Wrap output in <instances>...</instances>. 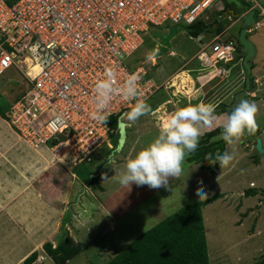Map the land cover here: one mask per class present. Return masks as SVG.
Returning <instances> with one entry per match:
<instances>
[{"label":"rangeland","instance_id":"rangeland-1","mask_svg":"<svg viewBox=\"0 0 264 264\" xmlns=\"http://www.w3.org/2000/svg\"><path fill=\"white\" fill-rule=\"evenodd\" d=\"M258 3L260 5L256 9H260V6L264 8V0H258ZM222 9L223 3L219 0L212 11L207 13L208 18L205 20L213 23L217 17L216 12ZM261 13L260 9L256 19L259 22L263 19ZM218 18L227 20L221 23L223 30L219 35L225 40L234 41L238 46L244 28H240V22L237 23L240 16L234 17L228 11L226 15ZM256 24L257 22L253 21L248 27L254 30L249 34L250 37L262 36L264 33L262 30H255ZM190 36L187 26L151 27L148 34L143 36L142 45L127 59L132 68L145 66L151 78L159 85L167 84L176 73L182 71L148 103L151 109L148 114L141 116L134 124L123 119L127 124L128 140L120 152L115 151L116 148L108 152L114 147L109 143L108 148H101L90 163L79 164L67 162L66 159L60 163L56 161L57 156L52 151L46 148L35 149L20 139L9 121L0 115V176L14 181L19 169H23L26 171V179H36L34 186L6 184V188L11 192V188L24 186L28 194L15 198L11 193L7 195L2 192V196L0 195V264H26L18 259L35 244L37 249L28 257L34 252H38L39 256L32 264H54L48 258L44 246L51 243L53 249H56L66 235L83 248L82 253L67 264H106L132 241L161 221L179 212L189 203L202 201L196 195L197 189L201 187L208 193V198L221 194L225 195L229 202L223 205L216 201L204 208L210 264H253L264 257V190L260 191V188L264 189V166L256 171L255 159L260 156L255 146H251L255 143V136L246 134L236 146L233 169L228 171L231 166L222 169L226 170L228 174L226 172L225 175L229 176L219 185H215V178L210 176L216 174L220 168L218 165L214 174L210 172L209 168L215 165L211 154H208L202 163L188 162L189 154L183 165L182 175L177 179L169 178V189H150L146 185L137 187L135 184L126 188L113 178L119 174L128 158L134 157L157 137V124L163 122L171 112L178 107L203 103L196 95L186 98V92L183 90V74L188 73L190 68H201L195 57L203 45L192 41ZM215 36V33H211L205 37L210 40ZM153 51L156 52L155 60L148 61L146 57ZM171 51L176 53L174 57L170 55ZM207 52L210 55L212 50ZM238 70L239 67L235 68L233 79L226 76L217 77L213 72H204L203 77H199L197 71L189 74L198 79L199 84L211 86V89L207 88L209 94L204 104H213L217 115L227 113L222 105H231L235 100V92L242 88ZM21 75L15 68L0 75L1 111L8 110V103H13L23 92ZM177 92L185 93V96L177 95ZM224 98L228 104L221 103ZM160 107H164L161 112L158 110ZM262 123L264 124V121ZM256 132H261L259 126ZM218 137L213 138L211 142L221 140ZM260 138L264 144V132ZM226 151L230 152L231 149L227 146ZM218 153L219 151L216 152ZM109 157L114 158L115 163L109 165ZM46 165H50L47 170L44 169ZM53 170L60 173L56 174ZM47 171H52L53 177H50L57 187L56 195H44V187L38 182ZM105 174L108 179L103 180L102 176ZM62 178L70 181L66 180L64 183ZM252 181L258 184V190L261 192L259 196H247L252 190L249 187ZM72 185H81L82 188L76 191L72 200L66 202L64 199H67V192ZM60 187L63 188L61 191ZM31 195L38 198L35 205L30 203ZM47 200L54 204L45 205ZM26 213L35 218L40 215L41 218L25 222L22 216ZM8 219H11V222ZM58 222L60 233H56ZM113 227L114 230L111 229ZM57 236L56 243L52 242V238Z\"/></svg>","mask_w":264,"mask_h":264},{"label":"built area","instance_id":"built-area-1","mask_svg":"<svg viewBox=\"0 0 264 264\" xmlns=\"http://www.w3.org/2000/svg\"><path fill=\"white\" fill-rule=\"evenodd\" d=\"M217 2L0 0V75L12 68L23 75V92L8 108L6 119L31 147L66 156L67 162H92L102 146L110 143L114 133L110 120L126 119L135 103L114 98L106 109V123L92 118L94 86L104 78L105 69L114 68L121 84L129 74L139 76L142 98L148 104L166 83L159 85L145 66L131 68L127 59L151 27H189L205 18ZM247 2L259 7L256 0ZM190 39L203 45L195 57L202 72L230 76L232 69L227 66L237 56L234 41L221 35ZM28 59L40 67L35 76L30 75Z\"/></svg>","mask_w":264,"mask_h":264},{"label":"clouds","instance_id":"clouds-1","mask_svg":"<svg viewBox=\"0 0 264 264\" xmlns=\"http://www.w3.org/2000/svg\"><path fill=\"white\" fill-rule=\"evenodd\" d=\"M156 52L149 53L148 61H154ZM139 76L129 74L121 84L117 79V72L112 67L104 71V78L98 80L94 86L95 111L92 118L100 123L107 122L106 109L114 98L131 103L126 119L135 123L141 116L148 114L151 109L145 102L143 91L139 84ZM259 108L255 102L241 99L235 109L229 114L217 115L213 104L198 103L178 107L167 118L157 124L158 135L134 157H130L122 166L118 175L113 177L122 187L130 188L148 186L150 189H169V178H179L183 173L186 157L194 153L201 137L221 128L218 139H222L231 151L217 154L213 164L219 162L220 169L234 166L236 146L246 134H253L258 128L256 116ZM56 161L64 162L57 156ZM115 163L114 158H108V164ZM103 180L108 179L106 174ZM196 195L200 200L208 199V193L201 187Z\"/></svg>","mask_w":264,"mask_h":264},{"label":"trees","instance_id":"trees-1","mask_svg":"<svg viewBox=\"0 0 264 264\" xmlns=\"http://www.w3.org/2000/svg\"><path fill=\"white\" fill-rule=\"evenodd\" d=\"M221 1L223 3V9L216 12L217 17L213 23H208L205 20L208 18L206 16L194 25L187 27L191 36H208L211 33L219 35L223 30L221 23L227 21L226 19H219V16L222 17V15H226L228 11H232L233 14L231 13V15L233 16H241L246 11L253 9V3L247 2L246 0ZM253 10L255 11L254 21L258 23L259 21L256 19L259 16V11L256 9ZM238 43L236 59L227 66L230 67L232 71L234 66H238L237 60L242 55L240 40H238ZM133 67L135 68V66ZM150 75L151 74H149V76ZM228 78L230 79V77ZM250 81L251 87H253L251 77ZM20 95L21 94L16 97L15 101ZM10 104H12V102ZM10 104L8 103L9 107L11 106ZM233 105V103L231 105H222L224 112L230 114L234 110ZM6 110L1 111L0 107V115L4 116L5 119ZM110 124L114 129V133L111 134L110 144H113L114 147L109 149L108 152L117 147L120 138L118 118L113 117L110 120ZM221 131V128H216L214 131L203 136L197 150L188 157V162L202 163L205 161L208 154H211L212 159L215 160L217 151H219V154H223L226 151V143L222 139L211 142L213 138L220 136ZM250 136H252V134ZM105 146L108 148L109 145H104L102 148ZM95 158L96 156L93 157V159ZM218 165L219 162L216 161L215 165L209 168L212 174L216 172ZM256 194H258V191L252 189L248 192L247 196ZM221 198L222 195L218 194L206 200L187 204L179 210V212L161 221L136 238L122 252L106 264H210L203 211L208 205L213 204ZM44 249L47 255L54 261V264H67L70 260L77 258L83 251V248L75 244L73 239L68 235L59 243L56 249H53L51 243L45 244ZM38 256L39 253L34 252L25 260V263L32 264ZM253 264H264V257Z\"/></svg>","mask_w":264,"mask_h":264},{"label":"crops","instance_id":"crops-1","mask_svg":"<svg viewBox=\"0 0 264 264\" xmlns=\"http://www.w3.org/2000/svg\"><path fill=\"white\" fill-rule=\"evenodd\" d=\"M256 1H258V0H256ZM259 1L261 2L262 0H259ZM253 9H256V7L253 6ZM253 9L246 11L241 16L239 15L240 18L237 21V23L238 22L241 23V27L240 28H242L244 26V28L242 29L241 35H240V39H239L241 46H243L241 48L242 49L241 50V54L242 55L237 60L238 61V64H237L238 66H234L233 67V71L231 70V74H230L229 77H230V79H233L232 75H234L235 68H237V67L240 68L238 70V74L240 76V79H242L240 81V84L242 83V88H240L237 92H235V94L233 96L234 99H235L233 101V104L235 103L236 98L238 97L239 100L244 99V100H248V101H251V102H255L257 104L258 108H259V111H258L257 116H256V120H257V124L259 126V131H261V132H255V133L252 134V136H255L254 137V141H255L256 138L260 137L261 133L264 132V124L262 123L264 121V33H263L262 36H256V37H254V36L250 37L249 36V34L254 31L251 27L248 28L250 23L253 24V21H254L255 11ZM260 9L262 11L261 14L263 16V19L261 20V22H258V24H260L259 28H256V26H255V30H262L264 32V8L260 6ZM260 9H256V10L259 11ZM230 13L233 14L232 11H230ZM251 14H252V16H251ZM191 59H193V58H191ZM181 71H179V72H181ZM187 71H189V72L187 74L184 73L183 74L184 76H182V78L184 79V77H185L186 79H184V80H186L187 82H188V79H191V84L190 83H186L187 84V85H185L186 88L183 89L184 92H186V96L184 95L185 93L183 94V93H178V92H177L178 93L177 95L185 96L188 99L191 98L193 95L194 96L196 95L197 98L202 100L201 102L205 103V100H206V98H207V96L209 94L208 91H207V88L209 87V89H211V86H209V84H199L198 79H195L194 77L189 75L190 73H192V72L195 73V71H197L198 76L199 77H203L204 72H202L200 69L196 70V69H194V67L188 69ZM178 73H176L172 78H174ZM250 77H251V80H252V83H253V87H251V84H250V82H251L250 81ZM168 82H167V84H168ZM177 89L179 90V87H177ZM243 92H245L244 95L241 94ZM221 101H222L221 102L222 104H224V102H225V104H228L227 103L228 101L226 102L225 98L222 99ZM233 107H234V105H233ZM163 109H164V107H160L158 110H159V112H161ZM143 121H145V120L143 119ZM127 135H128V133H127ZM127 140H128V137H127ZM253 145H254V143L251 144V146H253ZM254 164L256 165V171L257 170L259 171V167H263L264 166V157L256 158ZM49 168H50V165H46L44 169L47 170ZM232 169H233V166H231V168H229L228 171H230ZM18 172H19V174H18L17 177H15L14 181H8V178H2L0 176V195L1 196H2V192H5L7 195L10 194V193L13 194V198H15L17 196H20V195H23V194H28L27 190L24 189V186H21V187L16 186V188H11L13 190L11 192V190L9 188H6V184L7 183L8 184H10V183H18V185L19 184H21V185L25 184L26 186H28V185H33L34 186L36 179L35 180L26 179V177H25V172L26 171H24L23 169H19ZM53 172H56V174L60 173V171H54V170H53ZM226 172H227L226 170H222V169L219 168L216 174L210 175L212 178H215L214 179L215 185H217V184L219 185V184H221V181H224V180L227 179V177L229 175H227L228 172L225 175ZM50 176L53 177L52 171H49V172L47 171L46 174L43 173V175L41 176L42 177L41 179L39 178V180H41V181H38V182H40L41 186L44 187V195L49 194V196L50 195H56V192H57V187L53 183V181H52ZM62 179H63L64 183H66L67 181L68 182L70 181V179L69 180L66 179L67 181L65 180V178H62ZM257 185L258 184L255 181H252L250 183L249 187L251 189L257 190L258 191V195L257 196H259L260 195L259 192L260 191L262 192L264 189L260 188V191H259L258 190L259 188L257 187ZM18 187H19V189H18ZM80 188H82L81 185L75 186V187L72 185V187L69 188V192H67V194H68L66 196L67 199L66 200L64 199V201L68 202V201L72 200L75 197L76 191L79 190ZM61 189H63V188L60 187V191H61ZM44 195H43V197H44ZM251 196H256V195H251ZM222 197L223 198H221L220 200H217V201H220L221 204H223V205L229 203L228 200L226 199L225 195H223ZM57 198L58 199L60 198L59 194H58ZM29 199L32 200V201H30V203H33V204L36 202V200H38V198H35L34 195H31L29 197ZM13 201H16V199H13ZM52 203L54 204V202H52L51 200H47L45 202V205L51 206ZM36 204H38V203H36ZM63 205L65 206V204H63ZM106 212L108 213L107 209H106ZM240 214H241V212H240ZM22 217L25 220V222L26 221H32V220L35 221V219H38V218L40 219L41 218L40 215L38 216V218H35L34 216H32L30 214H27V213L23 214ZM8 220H9V222H11V219H8ZM57 226H59V227H58V230L56 231V233L57 232L60 233V231H59L60 222H58ZM111 229L114 230V227L111 228ZM61 230H62V228H61ZM57 240H58V236L55 237L54 239L52 238V242H55ZM37 247H38L37 244H35V245L31 246L30 248H28L23 253V255L18 259V261L19 262L23 261V263H25V260L28 258V255L30 253H32L33 251H35L37 249ZM48 258L51 259L49 256H48ZM52 262H54V261L52 260Z\"/></svg>","mask_w":264,"mask_h":264},{"label":"water","instance_id":"water-1","mask_svg":"<svg viewBox=\"0 0 264 264\" xmlns=\"http://www.w3.org/2000/svg\"><path fill=\"white\" fill-rule=\"evenodd\" d=\"M252 16V14H251ZM241 94H245V92L241 93ZM240 100L237 97L236 101L234 103V109L235 107L239 104ZM119 134H120V138L117 144V147L115 149V151L120 152L122 151V149L124 148L125 144H126V140H127V124L122 120V117L119 119ZM251 135V134H248ZM255 149L258 152L260 157H264V144L263 141L260 137H257L254 143Z\"/></svg>","mask_w":264,"mask_h":264},{"label":"bare ground","instance_id":"bare-ground-1","mask_svg":"<svg viewBox=\"0 0 264 264\" xmlns=\"http://www.w3.org/2000/svg\"><path fill=\"white\" fill-rule=\"evenodd\" d=\"M27 65H28V68H29V72H30V75L32 76H35L39 71H40V67L38 65H33L32 64V61L30 59L27 60ZM187 74V73H186ZM179 77V76H178ZM183 79V78H182ZM184 79H186L184 77ZM183 79V84L184 85H187L186 83H190L191 84V79H188V82L186 80ZM175 81V80H174ZM175 83V82H174ZM181 87V86H180ZM186 88V87H185ZM63 158L64 160L66 159V156H63L61 157Z\"/></svg>","mask_w":264,"mask_h":264}]
</instances>
